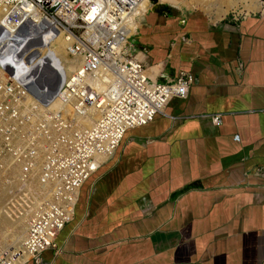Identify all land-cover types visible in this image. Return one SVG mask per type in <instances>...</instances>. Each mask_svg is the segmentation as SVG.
<instances>
[{
  "label": "crops",
  "instance_id": "0c3cea01",
  "mask_svg": "<svg viewBox=\"0 0 264 264\" xmlns=\"http://www.w3.org/2000/svg\"><path fill=\"white\" fill-rule=\"evenodd\" d=\"M260 1L223 23L179 20L201 43L183 48L172 69L162 50L170 21L151 42L132 40L148 45L150 66L162 65L157 79L193 74L189 94L126 133L82 189L57 248L27 264H264Z\"/></svg>",
  "mask_w": 264,
  "mask_h": 264
},
{
  "label": "built area",
  "instance_id": "2783aa9c",
  "mask_svg": "<svg viewBox=\"0 0 264 264\" xmlns=\"http://www.w3.org/2000/svg\"><path fill=\"white\" fill-rule=\"evenodd\" d=\"M138 3L0 0V50L5 38L15 48L0 59V220L28 221L24 239L0 264H27L57 248L82 189L126 133L152 122L172 98H187L193 74L154 79L133 55ZM61 32L69 55L82 64L80 81L69 85L55 60ZM52 42L41 63L38 50ZM55 86L48 94L46 87ZM57 93L63 96L53 98ZM96 106L99 119L85 124Z\"/></svg>",
  "mask_w": 264,
  "mask_h": 264
},
{
  "label": "rangeland",
  "instance_id": "374dc122",
  "mask_svg": "<svg viewBox=\"0 0 264 264\" xmlns=\"http://www.w3.org/2000/svg\"><path fill=\"white\" fill-rule=\"evenodd\" d=\"M175 2L178 5L180 4V7H177L178 5H176ZM224 2L225 0H157L155 2H151L153 3L154 7L152 9H149V12L145 17L138 18V22L140 25L137 30V34L131 39V44L133 43V46L131 47L133 55L137 56L140 60H143L146 63L147 69L151 68V70L158 72L162 66L161 64L160 66L156 65L157 63L152 64V66L148 64L151 59L150 48L148 47V45L142 43L139 44L137 42L139 45L136 46V42H132V40L146 38L147 41L151 42V40L156 37V34L159 36L162 35L160 26H166L167 22L170 21V27H167L169 32H166V27L164 28L165 31L163 30L165 33H167V35H164V37H168L170 42L167 46L163 45L162 50H164V53H166L165 55H168L166 56V59L163 60L165 67L172 69L174 62H176V58H182L183 48L188 45H193V49H197V45H200L201 43L196 38H193V41L187 39L190 34L186 33L185 30V32L183 31L182 28L184 26H181V24L178 22L179 20L191 18L194 16L197 18L199 17L200 20L209 19L211 24L214 22V20L218 23H223L229 21L234 15H239V13L244 15L246 12H251L244 8H242L243 10L235 9L227 13L223 18L217 20V12H219L222 7L224 8L225 5H221ZM259 6L261 7V1H259ZM162 20L163 23H161ZM172 22L175 23V26L171 25ZM217 22H214V24H217ZM184 40L185 43L183 44ZM188 42L191 44H188ZM177 50L180 51L176 53ZM65 57L67 59H74V57H69L67 55V51ZM89 185L90 183L86 184L83 190L84 192L88 191L87 189ZM10 232H12V230L10 229H0V240L5 238L11 239Z\"/></svg>",
  "mask_w": 264,
  "mask_h": 264
},
{
  "label": "bare ground",
  "instance_id": "6f19581e",
  "mask_svg": "<svg viewBox=\"0 0 264 264\" xmlns=\"http://www.w3.org/2000/svg\"><path fill=\"white\" fill-rule=\"evenodd\" d=\"M155 2L157 0H139L138 5L136 6V13L139 15L140 18L146 16V14L149 12V9H152L154 7L153 3L151 2ZM259 1L260 0H225L224 3H222L221 5H225L224 8L222 7L219 12H217L218 14L217 16V20L220 18H223L227 13H229L230 11H233L235 9H247L249 11H255L260 9L259 6ZM201 2V1H200ZM199 2V3H200ZM176 4V2H175ZM178 5V4H176ZM175 5V6H176ZM180 7V4L177 6ZM221 7V6H220ZM243 10V9H242ZM138 17V18H139ZM138 18L136 21H134L131 24V28L132 31L134 32L136 29L138 30L139 28V22H138ZM56 43H57V49H55V51H57V58L56 60V65L57 67L60 69V71L65 75L68 76L67 77V81L66 84H73L76 81H80V71L82 69V64H81V58L78 56H74V59H67L66 56V46H67V41L65 40V37L63 35V32H61L56 39ZM55 42H52L48 45H46L45 47H42L39 53L42 55V59H41V63L44 62V57H46V55H48V50H50L51 48L54 49L53 47L56 44ZM2 49L0 50V59L2 60V58L4 57H8L10 55L13 54V50H15V48H13V43L12 40H9L8 38H5L3 40V44H2ZM67 55L69 57H71L67 51ZM73 57V56H72ZM28 72H31V70H28ZM69 74V75H68ZM147 75H149L152 78H156L159 75V71H153L151 70V68L147 69ZM30 77V76H29ZM34 77H37V73L35 72ZM38 77H41V75H39ZM59 86H55V87H46V90L48 91V94L50 93H55L58 90ZM98 90H102V89H98ZM69 88H66V93H68ZM60 93H57L55 95H52L53 98H61L63 96V94H60V96H58ZM81 94V92H80ZM105 97V96H104ZM101 97V98H104ZM99 98V97H98ZM87 112L92 116L88 115L86 116L87 118L85 119L86 123L85 124H92L95 122L96 119H99V111L96 107H92L90 109L87 110ZM106 160L103 161V163H105ZM102 163V164H103ZM30 170V167H29ZM3 220V219H2ZM0 220V229H10L12 230L11 233V239H2L0 240V257L2 254H4L5 251L9 250L10 246H18L19 243L24 239L27 229H28V221L26 218L24 219H20L18 221H8V220ZM6 231V230H5ZM10 236V234H9Z\"/></svg>",
  "mask_w": 264,
  "mask_h": 264
}]
</instances>
